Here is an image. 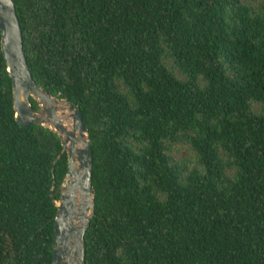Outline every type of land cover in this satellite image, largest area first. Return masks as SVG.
Returning <instances> with one entry per match:
<instances>
[{"label":"trees","instance_id":"obj_1","mask_svg":"<svg viewBox=\"0 0 264 264\" xmlns=\"http://www.w3.org/2000/svg\"><path fill=\"white\" fill-rule=\"evenodd\" d=\"M14 2L34 80L88 128L86 264H264V5ZM1 42L0 264H53L68 155L50 128L17 122ZM175 143L197 153L193 171Z\"/></svg>","mask_w":264,"mask_h":264},{"label":"water","instance_id":"obj_2","mask_svg":"<svg viewBox=\"0 0 264 264\" xmlns=\"http://www.w3.org/2000/svg\"><path fill=\"white\" fill-rule=\"evenodd\" d=\"M0 30L2 52L13 81L17 122L24 128L32 125L50 128L59 135L68 155L69 170L57 202L53 264H86V234L95 215L96 191L93 187V149L83 114L74 105L46 92L34 80L14 0H0ZM32 99L39 103L40 111L34 110ZM55 100L69 105L73 113V131L66 127V119L60 116Z\"/></svg>","mask_w":264,"mask_h":264},{"label":"rangeland","instance_id":"obj_3","mask_svg":"<svg viewBox=\"0 0 264 264\" xmlns=\"http://www.w3.org/2000/svg\"><path fill=\"white\" fill-rule=\"evenodd\" d=\"M243 3L248 7H259L264 5V0H242ZM169 67L177 74V76L181 80H185V77L181 74V72L174 68L171 63H169ZM253 111L256 115L262 113L263 106L261 104H252ZM130 145L135 151H139L140 146L135 144L134 142L130 141ZM168 155L172 157L175 163L179 164L180 166H188L190 171H193L198 166V157L195 150L192 148V146L182 144V143H175L173 145H169ZM222 157L225 161H227V158L224 154H222ZM237 173V170L235 169H228L227 174L230 177H235ZM162 199H165V197L161 196Z\"/></svg>","mask_w":264,"mask_h":264},{"label":"bare ground","instance_id":"obj_4","mask_svg":"<svg viewBox=\"0 0 264 264\" xmlns=\"http://www.w3.org/2000/svg\"><path fill=\"white\" fill-rule=\"evenodd\" d=\"M55 106L60 110V116L64 115V118L66 119V127H68L69 130L73 131V113L70 111L69 105L64 101L55 100ZM63 137L65 138V136ZM79 147L82 148L83 146L80 145Z\"/></svg>","mask_w":264,"mask_h":264}]
</instances>
